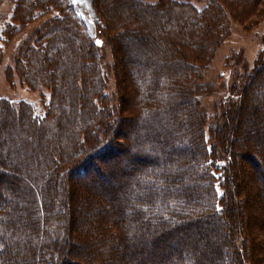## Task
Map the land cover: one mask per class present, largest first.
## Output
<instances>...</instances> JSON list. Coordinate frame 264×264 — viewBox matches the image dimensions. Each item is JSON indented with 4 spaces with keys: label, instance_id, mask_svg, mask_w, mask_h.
<instances>
[{
    "label": "trees",
    "instance_id": "1",
    "mask_svg": "<svg viewBox=\"0 0 264 264\" xmlns=\"http://www.w3.org/2000/svg\"><path fill=\"white\" fill-rule=\"evenodd\" d=\"M112 1L93 0L97 35L93 36L71 0H13L1 41L5 47L18 34L25 36L15 48L16 55L5 68V76L10 86L15 85L17 77L21 86L49 89L50 100L44 114L37 116L30 103L0 96V156L9 150L12 157L4 161L15 162L23 177L21 186L16 184L10 195L12 204L0 198V264H209L207 254L211 251L197 250L193 233L214 223L225 228L220 247H211L218 259L216 264H264L257 257L260 253L264 259V240L263 246L254 242L255 250L261 248L259 253L249 250L250 239L242 228L246 216L235 195L240 183L251 181L258 198L253 204L264 207V174L258 171L263 168L253 158L256 149L264 148V49L263 56L240 80L236 98L231 101L235 116L229 112L222 127L209 125L206 132V115L195 100L202 89L196 83L200 72L226 37L229 19L251 29L264 18H253L259 16L256 5L261 0H206L200 9L192 0H157L144 3L143 12L126 7L122 10L119 0ZM45 15L48 20L37 23ZM31 26L33 30L29 31ZM140 28L157 35L154 40L158 51H146L144 55L136 52V57L126 49L121 52L122 38H134L138 32L134 29ZM102 36L112 48H119L123 66L139 68V72L126 68L123 76L128 79L125 84L131 94L124 97L122 86L116 89L115 111L104 91L106 80L96 43L103 40ZM139 44L145 49L143 41ZM113 73L122 78L118 72ZM254 103L258 104L253 106L257 112L249 109ZM132 112L138 119L144 118L149 128L163 119L162 129L170 130L169 137L162 143L155 136L144 140L138 137L128 146L130 153L152 160L150 167L145 160L141 167H132L130 161L122 159L106 168L105 180L116 186L103 188L101 194L106 193L109 202L102 201V205L128 206L131 213H118L108 222V213L100 205V222L94 220L92 225L88 219L85 223L66 212L63 202L59 204L55 186L59 185L60 174L78 178L87 167L99 173L94 159L115 152L120 144L112 143L107 133L122 122L135 125L130 118ZM254 119L263 120L259 129L244 137L242 143L235 142V130L248 131ZM102 134H106V140L101 141ZM175 150L184 158L173 160ZM244 158L250 163L249 175L240 178ZM6 173L0 169V182ZM94 180L93 176L80 181L83 190L91 191L87 194L89 207L92 196L102 197L96 195L99 181ZM77 196L66 191V204H74ZM80 243L92 250L91 255L85 253V262L69 258L73 248L81 250ZM177 243L183 247L182 254L172 256L167 244ZM148 245L154 248L145 251ZM131 249L134 253L142 250L145 257L136 262ZM16 251L25 257L14 258ZM248 251L251 253L246 256Z\"/></svg>",
    "mask_w": 264,
    "mask_h": 264
},
{
    "label": "rangeland",
    "instance_id": "2",
    "mask_svg": "<svg viewBox=\"0 0 264 264\" xmlns=\"http://www.w3.org/2000/svg\"><path fill=\"white\" fill-rule=\"evenodd\" d=\"M73 2V0H71ZM109 2L112 0H108ZM119 0L120 3H122V10L126 7L127 10L129 8H134L133 10H142L143 12V6H145L144 3L147 2H157V0ZM113 2V1H112ZM193 4L198 8H202L205 5L206 0H192ZM76 10L80 13V15L83 17L86 27L88 31L93 35H96L95 31V9L93 6V0H75L73 2ZM264 6V0H261L260 3H257L256 10L259 14L258 17H255L253 15V18L260 19L261 16H264V9L262 11H259ZM14 7L13 0H3L0 4V33L3 30L4 27H6L7 24H9V17L12 13V9ZM132 10V11H133ZM158 10V9H157ZM151 12H153L151 10ZM160 12V10H158ZM255 12V11H254ZM252 16V15H251ZM48 18L47 15L41 16L37 21V23L41 24ZM48 20V19H47ZM39 24H36L39 26ZM124 24V23H123ZM127 26V25H123ZM35 27V26H34ZM28 30H33V26L30 28L28 27ZM142 30V31H141ZM134 38L130 36H125L122 38V41L120 42L122 45L121 52H123L124 49L127 50L131 56H134V53L136 52H143V55L146 54V51L152 52L156 48V42L154 40V35L157 37L156 34H150L149 30H145L140 28ZM23 34H18L13 40H10L8 44H5L1 41V34H0V53L2 54V61L0 64V96L7 98L11 101H26L30 103L33 108L34 112L37 116H42L45 111V104L50 100V91L47 88H40L36 90H32L27 88L26 86H21L16 80L14 86H10L7 78L5 76V68L10 66L13 63V59L16 54V47L21 41L24 39ZM29 34V33H27ZM145 37L147 40L145 41ZM101 43L98 45L99 48V54H100V64L101 68L104 71V78H105V93L107 94V102L108 105L115 110H117V102H118V96L116 95V89L119 88V86H122V95L124 97H129L131 94V90H129L126 86L128 79H125L123 74L127 70H132L135 68L137 72H139L138 67H134L133 65H129L127 67L122 65L123 57L119 53L116 47L113 45V48L110 43L105 39V37L102 36ZM130 40V41H129ZM137 41V42H136ZM139 41H143V44L145 49H142L141 45L139 44ZM77 43V41H76ZM264 49V18H262L256 25H254L251 29L246 30L245 25L237 20L229 19V29L227 32L226 37L223 39V41L215 48L212 57L209 59V61L206 64V67L202 69L200 72L199 79L196 83L199 85L201 84L202 89L199 91L198 96L195 97L196 103L198 102L199 109L203 111V113L206 115L205 118V130L207 132V129L209 125H218L216 127H220L223 123V120L227 121V117L229 115V112L235 116V111L232 113L234 102H231L236 98V92L239 90L238 84L240 80L243 78L246 72H248L257 62L259 58H261L262 51ZM141 50V51H140ZM158 51V49H157ZM116 61V64H114ZM40 62V61H39ZM42 62V60H41ZM113 71L118 72L122 78H118L116 73H113ZM80 75H82V71L80 70ZM83 77V76H82ZM125 84V86L123 85ZM254 105L258 106V104L254 103L250 105V111L257 112V107H253ZM235 106V105H234ZM228 109V112L225 113V110ZM233 109V110H232ZM226 114V117L224 115ZM136 114L132 112L130 114L131 120L136 122L135 125L138 126V128L132 123L131 121L120 123L118 126V129H114L111 127L110 132L107 134L110 137V140L112 143H120L118 146H116V151L111 152L109 155H106L103 158L96 157L94 159L95 165L99 168V173H96L92 167H87L85 174L83 176H79L78 178L74 177L73 175L63 176L60 174V181L59 185L55 186V191L57 192L56 197H60V202H63V209L66 210L68 213L75 214V217L77 216L86 223V221L89 219L90 223L92 224L95 220V222H100L102 216H101V207H105L102 205V201L107 202V194L105 193L102 195L101 193L104 192L103 188L105 187H115L116 185H113L111 182L105 180V177L103 174H105L106 168L110 166V164L115 163L117 161H121L122 159H126V161H130L132 167H139L142 165V161L145 160V165L147 167H150L152 160L142 157L139 154H133L130 153V150H128V146L132 144L133 142L138 141V137L140 139L144 138H151L155 136L158 141L161 143L165 141L166 138H168V134L170 133L167 130L162 129V124L164 125V120H160L155 123H151L153 125L152 128H149L148 126L145 127L144 125V118L140 117L142 120L138 119V117L135 116ZM231 116V115H230ZM233 116V118H234ZM230 119V118H229ZM225 121V122H226ZM263 121V120H262ZM262 121L258 119H254L249 124V130L242 128H237L234 133V141L242 143L245 139L244 137H248V134H252L253 130L255 128L259 129V125L262 123ZM76 122H79L78 120ZM166 122V121H165ZM169 121L165 124H167ZM232 122V120H231ZM264 122V121H263ZM239 123V122H238ZM166 126V125H165ZM91 127L93 128L92 132L96 131L95 126L91 122ZM222 127V126H221ZM168 128V126H167ZM235 128V126H234ZM133 131V132H132ZM259 131V130H258ZM260 132V131H259ZM259 132H256L258 134ZM175 134V133H174ZM103 135V134H102ZM106 134L103 135L101 138L102 140H106ZM171 136V135H170ZM12 138L15 137V133L11 135ZM264 139V136L262 137ZM37 140V139H36ZM38 139V145L42 144V141ZM140 141V140H139ZM264 141V140H263ZM1 142V139H0ZM141 142V141H140ZM141 144V143H140ZM152 144V142H151ZM153 145V144H152ZM151 147L157 151L154 147V145ZM100 146V145H99ZM138 146H140L138 144ZM178 147V146H177ZM169 150V149H168ZM176 154L173 160H181L184 158L183 155H178L180 153L178 150H175ZM173 153V152H172ZM253 158L257 161H259L260 164H262V168L264 169V148L261 150L256 149L253 154ZM8 157H12L9 153V150L6 152V154L2 153V156H0V169L5 170L6 178L5 180L0 182V198L3 196V199L1 200L3 202H11V196L12 193H14V186L17 184L18 186H21L20 181L23 179L22 175H20V168H16L15 162H8L6 163L4 161V158L7 159ZM2 160V161H1ZM12 160V159H10ZM126 161L124 163H126ZM129 163V162H127ZM250 163L248 162V159L244 158L242 159V168L239 170V177L243 178L248 176L247 175V169H250L248 167ZM141 167V166H140ZM258 171L262 172L264 174V170ZM89 176V177H88ZM95 177L94 181H99V184L97 183L98 190L96 191V195H102L101 198L97 197H91V207H89V202L87 197L89 194V189H84L83 186L80 185V181L82 182L85 180V178L89 179L90 177ZM103 176V177H102ZM68 179V180H67ZM77 181L75 184H70V182L67 181ZM6 181V182H5ZM108 181V182H107ZM119 182V180L117 181ZM66 183H69L68 187ZM6 186H5V185ZM4 185V186H3ZM75 185V186H74ZM12 187V188H11ZM70 190L73 195H78L77 198H75L74 204L71 202L66 204L65 202V192ZM249 191H251L253 194L250 196ZM91 192V191H90ZM64 194V195H63ZM255 187L254 183L250 182H243L240 183V185L236 188L235 195L237 198V202L241 201L242 203L238 206L243 210V214H245L246 218L244 223H242V228L246 230V233L248 235V238L250 239V243L248 246L250 247V251L259 253L260 251L258 249H261L260 247H257V249H254L255 243L258 242L259 245L263 246V240H264V207L262 209L257 206L256 204H253L254 201L257 202L258 198L255 195ZM63 195V196H62ZM84 198V199H83ZM106 199V200H105ZM109 202V201H108ZM12 204V202L10 203ZM65 204V205H64ZM105 204V203H104ZM112 206V207H111ZM107 207V206H106ZM104 208L106 212L108 213L105 218L109 222V220H112L115 218V216L119 214H124L125 212L131 213L132 210L128 209V206H124L123 208H118L116 206L110 205V207ZM9 210V209H8ZM11 210V208H10ZM98 212L96 215L95 213ZM110 213V214H109ZM94 215V216H93ZM101 217V218H100ZM152 220V219H151ZM155 220V219H154ZM76 222V221H75ZM95 224V223H94ZM93 225V224H92ZM97 227V225H96ZM131 235H134V231ZM129 232V233H130ZM225 232V228L222 226H218L214 224L208 225L205 228H201L199 231H196L195 233V246L197 250L200 251H211L209 255L207 254L208 258H210L209 264H216L218 261L215 252L213 251L214 248L211 249V247L215 244H217V248L220 247V237H223V233ZM136 233V232H135ZM137 236V235H136ZM134 240V239H133ZM166 244V241H164ZM261 242V243H260ZM79 243V242H78ZM170 248V252L172 253V256H177L180 253L182 254V245L177 243L175 246H171L167 244ZM81 247V250L77 247L73 248L71 252H69V258L71 260L77 261V262H85L88 257H86V254L91 255L92 250H90L89 247H87L85 244L82 246V243L78 245ZM153 245L146 246L145 251L153 249ZM133 252V255H135L134 260L136 262L141 258L145 257L143 251H137V253L133 251V249L130 250ZM248 251L246 253V256L251 253ZM245 254V253H244ZM259 253L257 255L258 259L261 261V263L264 262V259ZM19 257H25L20 252L16 251V256L14 258ZM1 258V255H0ZM248 257H246L247 259ZM96 262V261H95Z\"/></svg>",
    "mask_w": 264,
    "mask_h": 264
},
{
    "label": "snow or ice",
    "instance_id": "3",
    "mask_svg": "<svg viewBox=\"0 0 264 264\" xmlns=\"http://www.w3.org/2000/svg\"><path fill=\"white\" fill-rule=\"evenodd\" d=\"M73 2H75V0H73ZM96 43L99 45L101 43V41L97 40ZM211 163V162H209ZM217 210H219V206H217Z\"/></svg>",
    "mask_w": 264,
    "mask_h": 264
}]
</instances>
